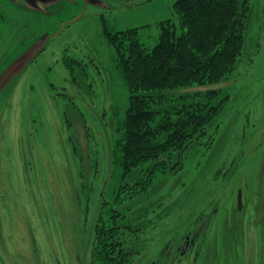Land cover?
<instances>
[{"label":"rangeland","instance_id":"rangeland-1","mask_svg":"<svg viewBox=\"0 0 264 264\" xmlns=\"http://www.w3.org/2000/svg\"><path fill=\"white\" fill-rule=\"evenodd\" d=\"M174 1L0 0V264L86 263L128 97L104 26L139 27L152 47ZM250 4L236 69L211 86L228 96L213 125L181 169L122 198L141 264L178 247L196 264H264V0ZM205 89H175L171 105Z\"/></svg>","mask_w":264,"mask_h":264},{"label":"trees","instance_id":"trees-1","mask_svg":"<svg viewBox=\"0 0 264 264\" xmlns=\"http://www.w3.org/2000/svg\"><path fill=\"white\" fill-rule=\"evenodd\" d=\"M173 10L177 24L160 21L152 47L139 40V27L104 26L128 97L114 122L112 198L103 201L107 213L92 229L90 264L131 263L137 250L131 243L144 230L119 208L122 198L140 195L158 175L181 169L186 151L199 143L228 99L211 86L229 78L244 51L250 0H175ZM204 86L171 105V91Z\"/></svg>","mask_w":264,"mask_h":264},{"label":"flooded vegetation","instance_id":"flooded-vegetation-1","mask_svg":"<svg viewBox=\"0 0 264 264\" xmlns=\"http://www.w3.org/2000/svg\"><path fill=\"white\" fill-rule=\"evenodd\" d=\"M193 234V233H192ZM196 239V235L193 234L190 235L189 233H187L184 237V242L182 244V246L184 245L185 248H187V246L189 247V245H193L194 241ZM91 248H92V241H91ZM84 253V252H83ZM92 250L90 249L89 251H87L86 253V263L85 264H90L91 262V257H92ZM141 252L140 250H136L133 251L132 255L130 256V258L132 259L130 264H141L142 263V259L140 258ZM163 255H165V261H163ZM189 255L190 251L188 250H181V248L177 250H166V251H162L159 254H156L155 256L151 257V260L148 262V264H167L168 262H170L171 264H196L198 257H199V251H194L193 252V257L191 256V260L189 261ZM184 259V261H183Z\"/></svg>","mask_w":264,"mask_h":264},{"label":"water","instance_id":"water-1","mask_svg":"<svg viewBox=\"0 0 264 264\" xmlns=\"http://www.w3.org/2000/svg\"><path fill=\"white\" fill-rule=\"evenodd\" d=\"M237 201H238V207H241V190L238 191V196H237ZM185 249V246L183 247Z\"/></svg>","mask_w":264,"mask_h":264}]
</instances>
